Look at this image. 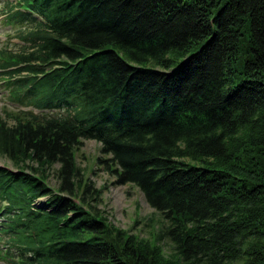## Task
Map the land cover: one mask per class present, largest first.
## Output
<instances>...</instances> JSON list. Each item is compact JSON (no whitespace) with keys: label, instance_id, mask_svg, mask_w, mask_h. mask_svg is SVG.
Here are the masks:
<instances>
[{"label":"trees","instance_id":"trees-1","mask_svg":"<svg viewBox=\"0 0 264 264\" xmlns=\"http://www.w3.org/2000/svg\"><path fill=\"white\" fill-rule=\"evenodd\" d=\"M6 9L23 46L0 77L42 112L0 113L2 264H264V0ZM84 139L162 216L169 254L101 213Z\"/></svg>","mask_w":264,"mask_h":264},{"label":"rangeland","instance_id":"rangeland-1","mask_svg":"<svg viewBox=\"0 0 264 264\" xmlns=\"http://www.w3.org/2000/svg\"><path fill=\"white\" fill-rule=\"evenodd\" d=\"M8 2L15 3L16 1L0 0V49L20 52L23 46V42L18 36L20 26L7 21L6 7ZM182 59L184 58L180 57L178 61ZM10 92L11 88L6 86L0 78V113L3 112L4 107L11 110L32 109L31 106L27 107L19 99L14 98ZM34 112L39 113L36 109ZM99 147L100 143L95 139H84L77 157V163L84 169L86 177L92 180L95 187L103 188L104 186L103 202L99 204V210L112 224L130 230V233H136L152 240L154 234H161L160 243L163 245L165 253L169 254L171 243L161 232L165 223L162 216L148 203L139 187L132 183L115 184L113 183L114 177L106 169L97 164L94 165L95 159L99 155ZM0 163L6 165L9 162L0 159ZM6 166L12 168L11 164ZM49 182L52 186L56 184L55 178L52 176ZM45 200L46 198L42 197L36 203L41 206Z\"/></svg>","mask_w":264,"mask_h":264}]
</instances>
